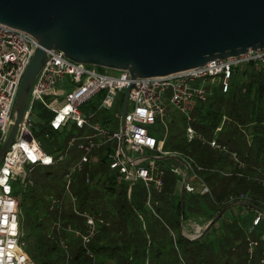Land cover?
<instances>
[{"label": "built area", "instance_id": "1", "mask_svg": "<svg viewBox=\"0 0 264 264\" xmlns=\"http://www.w3.org/2000/svg\"><path fill=\"white\" fill-rule=\"evenodd\" d=\"M39 47L38 40L30 33L0 23V149L12 125L22 80ZM251 64H260L264 68V49L252 50L238 57L218 59L205 66L169 76L134 79L128 71L106 69L100 72L95 66L71 61L62 51L47 50V60L33 84L18 133L0 165V264H34L23 250L26 242L23 240L19 200L14 196L13 187L15 183H20L23 188L33 185L30 173L35 166H51L58 163L54 155H49L43 150L35 136L34 108L37 104H42L51 112L50 125L54 130L76 128L86 131V134L73 137L68 142V147L79 142L78 146L83 154L64 178L66 190L73 203V212L83 220L84 232L72 229L71 225L67 230L81 237L86 254L93 259V264H97L89 247L101 233L102 227H109L110 223L77 209L76 197L71 189L73 175L83 171L85 164L95 160V150L112 143L115 147H112L109 153V159L112 161L110 168L118 173V183L142 182L147 190L145 205L153 215L158 216L155 207L158 201H155L153 190L162 192L164 171L150 152H155L159 157L175 159L172 167L178 175L181 174L180 163L185 162V176H188L186 193L208 192L203 182H197V179H200L198 171L202 168L179 152L166 151L164 139L157 137L152 128L158 119L163 121L169 113L179 111L187 122L185 139L188 143L200 141L213 150L228 152L227 146L218 142L217 137L207 139L195 129L194 114L198 103L207 102L215 88L228 93L235 75L240 69ZM198 80L201 81L199 84L196 83ZM130 87L128 104L131 103L132 108L127 110L123 134L106 130L99 123H91L90 117L82 111V107L96 97H100L99 109H112L118 93ZM169 88L172 90V96L166 104L165 93ZM116 117L122 123L121 113H117ZM221 129L222 127L218 128L215 134ZM122 137L123 151L120 149ZM233 157L238 161L235 153ZM47 159L50 161H46ZM261 184L264 186V178L261 179ZM131 192L132 189L129 188V196ZM50 201L52 209L56 206L61 208L62 202L59 200L51 197ZM262 217L264 218L259 214L253 226H257ZM56 227L61 229V220L56 223ZM62 247L67 252V264H72L69 246L65 241H62Z\"/></svg>", "mask_w": 264, "mask_h": 264}, {"label": "trees", "instance_id": "2", "mask_svg": "<svg viewBox=\"0 0 264 264\" xmlns=\"http://www.w3.org/2000/svg\"><path fill=\"white\" fill-rule=\"evenodd\" d=\"M97 69L105 71L104 68ZM195 118V129L207 139L217 137L218 142L230 147V151L236 153L238 161L231 154L224 156L222 152L213 150L200 141L191 143L186 141L192 149H188L189 146L186 145L178 144L171 147L165 144L166 151L179 152L184 157L189 156L188 158L202 168L198 171V176L207 186L208 192L185 193L183 210L181 195L178 192V186L182 180L179 176L180 181L176 186V180L170 177L167 194L158 196L159 198L154 196L155 201H158L157 206L164 204L165 212L179 224V218L183 217L186 207L189 206L192 212L200 217H208L210 220L229 204L238 201L247 202L248 214L244 216L248 219L246 224L240 223L242 216L238 213L234 214L231 222L224 220L219 227H216V222L208 231L209 233L215 230L221 234L222 238L218 241V246L214 247L208 243L209 245L205 247L206 243L203 240L193 241L185 237H180L177 245H185L187 252L194 254L195 252H213L215 256L226 254V246L230 245L229 259L224 263L220 262L221 264H264V218L262 217L257 226H253L259 214L264 216V186L261 184L262 178L259 179L264 176V68L260 64H251L240 69L232 81L229 92L224 93L219 88H215L208 101L195 113ZM51 119L38 124L34 129L43 150L49 155L64 150L66 147L64 137L69 132L67 129L54 130L50 125ZM220 127H222L221 131L215 134ZM157 137L160 138L159 135ZM176 148L177 150H174ZM109 153H111L110 149H100L97 161L93 160L92 165L85 171L73 175L72 192L76 197V206L79 211L89 212L111 223L109 227H102V229H111L113 221L120 227L126 228L128 227L127 192L130 187L122 190L124 199H115V187L129 183L125 181L118 183V173L110 168L112 161L109 159ZM158 165L166 168L165 163L159 162ZM41 167L49 168V170L41 174L33 185L23 188L20 183H15L13 187L14 196L19 200L22 231L24 233L26 227L29 229L28 236L24 234L23 240L26 242L28 254L34 264H67V252L62 247V241H65L62 232L64 227L67 228L70 224L62 223L61 208L56 206L52 209L50 198L53 194L56 197L61 194L57 189L58 184H49L47 181L49 176L64 181L67 168L63 169L58 163ZM197 193L201 194V197L209 198L213 214L208 215L207 212L199 210L197 203L188 202L187 204L186 194L197 197L199 196ZM105 197H108V204L104 203ZM129 198L131 202L132 197L129 196ZM73 214L75 215L74 212ZM60 220L62 227L59 230L56 223ZM246 225H248L247 229L243 230ZM244 233L247 235L244 236ZM100 235L101 233L89 247L94 256L102 257L98 264H107L109 261L113 264L115 262L131 264L129 256L126 255L131 247V237L118 240L120 246L116 245V239L112 236L105 239L104 244ZM239 236H243L244 240H240ZM168 243L173 250H176L172 240ZM157 245L155 252L158 251V255H162L165 250L164 241H158ZM135 252H140V249L136 248ZM90 260L91 257L81 246V252L71 260V263L90 264ZM217 262L219 261L215 259L213 264H220Z\"/></svg>", "mask_w": 264, "mask_h": 264}, {"label": "water", "instance_id": "3", "mask_svg": "<svg viewBox=\"0 0 264 264\" xmlns=\"http://www.w3.org/2000/svg\"><path fill=\"white\" fill-rule=\"evenodd\" d=\"M0 23L30 33L40 44L20 86L0 165L18 133L47 50L62 51L75 63L128 71L136 79L169 76L264 49V0H0ZM131 87L123 100L122 134ZM122 143L123 137V151ZM237 203L243 204H229L202 236Z\"/></svg>", "mask_w": 264, "mask_h": 264}, {"label": "rangeland", "instance_id": "4", "mask_svg": "<svg viewBox=\"0 0 264 264\" xmlns=\"http://www.w3.org/2000/svg\"><path fill=\"white\" fill-rule=\"evenodd\" d=\"M200 82H201L200 80L196 81L197 84H199ZM125 92L126 91L118 93L116 97V103L112 109H99L100 97H96L90 103L83 106L82 111L87 116L90 117L91 123L93 124L99 123L102 126H104L106 130L109 131L121 132L122 123L116 117V114L122 112ZM171 96H172V90L171 88H169L165 93L166 104L169 103V99ZM203 104L204 103L202 102L198 103L195 113L198 112V110H200L203 107ZM131 108L132 105L130 103L128 104V110H131ZM34 114H35V126H37L40 123L48 122L52 118L51 112L46 110L40 104H37L35 106ZM186 126H187V122L185 117L179 111H174L172 113H169L167 117L163 119V121H160L158 119L156 125L152 129L153 131L158 133L157 135H159L160 138L164 139V143H166L167 145H171V147L176 146L178 144L179 146H183V145L189 146L190 144L186 143V139H185ZM68 131L69 132H67V135L65 134L64 137V141L66 142V148L63 151L56 152L53 154L55 159H58V164L60 165V167H62L63 169H65L66 167L67 171L70 170L76 163L79 162L83 154L82 150L78 146L79 142H75L74 146L72 147H68V142L73 137H80L81 135L86 134L85 130H78L76 128H72L71 130ZM112 147H115V145L111 143L105 146L103 150L104 149L109 150ZM188 149H192V147L189 146ZM227 149L228 152H224L223 153L224 156H227V154H231V156L233 157V154L235 152L230 151V147L228 146ZM174 150H177V148ZM99 151L100 149L95 150L93 157L95 156L98 158L97 154H99ZM151 156L154 159H156L158 162L165 163L166 165V168H163L164 175L162 177L163 180L162 192L158 193L157 191L153 190V195L155 197L162 196L163 194L166 195L168 188V179L170 177H173L176 180V186H177L179 184L178 182L180 181L179 176L183 182L184 177L186 175V171L184 170V166L182 165V163H180L182 167L181 174L177 175L176 173H174L172 167V165L175 163V159H166L163 157H159V155H157L155 152H151ZM89 164H85L83 166L84 169L83 171H85L88 166L92 165L91 163ZM51 169L53 170V168ZM182 169L184 171H182ZM47 170H49V168L35 166L33 171L30 173L31 180L33 182L34 181L36 182L39 179L40 175L46 172ZM261 178H264V176L260 177L259 179ZM73 180H72V185H73ZM47 181L49 184H58L57 189H59L61 195L56 197L53 196L54 194L52 193L53 194L52 197L62 202V206H61L62 211H60L62 213V223L63 224L69 223L72 229L79 230L81 233H83L84 232L83 220L73 214V203L70 194L66 190L65 180L60 181V179H55L53 176H49ZM197 182L198 183L202 182V180L197 179ZM72 185H71V189H72ZM128 187L132 189L131 202L127 192L128 206L126 207L127 209L126 213L128 217V223H127L128 227L126 228L120 227L118 223L113 221L112 228L111 229L103 228L100 237L102 238V242L105 244V239H108L112 236L114 239H116L115 242L116 245H120L119 244L120 240L129 239L131 237L132 238V241L130 243L131 247L126 252V255L129 256L130 258L131 264H213V261H215V259L219 261L217 263L220 262L224 263L229 259L230 245L226 246V250H227L226 254H218L217 256H215L213 252H195L194 254L191 252H187L185 245H179V246L177 245L178 244L177 240L180 237H185L183 235V230L190 231V229L187 228L186 226L189 225L191 222L194 223L199 221L200 216L195 214V212H192L189 205H187L189 207H186V213L183 214V217L181 216L179 218L180 223L178 224L177 221H175V219L170 214L165 212L163 207L164 204H162V206L160 204L159 206H155L158 216L152 214V212L145 205V200L147 198V190L143 185V183L140 181L130 185L123 183L122 185H118L117 187H115V191H114V193L116 194L115 199H119V198L124 199L125 195L124 193H122L123 192L122 190L124 188L126 190ZM20 191L23 192V190ZM178 192H182L181 184H179L178 186ZM197 194L199 195L197 197L195 195L192 196L190 194H186L187 204L188 202L189 203L194 202L199 205L198 209L201 211H205V212L213 211L212 210L213 208H210L211 204L209 198L201 197L202 196L201 194L199 193ZM118 202L121 203L120 201ZM104 203L107 204L109 203L108 197L104 198ZM247 220H248L247 217L242 216L240 219V223L244 225L247 223ZM247 227L248 225H246L243 230L247 229ZM66 229L67 228L64 227V230L62 232L63 239L69 246V254L71 256V260H73L81 252L82 241H81V237H77L74 233L69 232ZM28 233H29V229L27 227L24 228V234L28 236ZM202 233L203 232L199 233L198 236L195 238H188V239L193 241L203 240V242L206 243L205 247H207V245L209 244H212V246L214 247L218 246V241H220L222 238L219 232H215V230L214 231L212 230L209 233L207 232L206 235L204 236H202ZM245 234L246 233H244V236L247 235ZM239 238L240 240H244L243 236H239ZM169 240H172L174 242L176 250H173V247L169 245L168 243ZM158 241H164L165 250L164 252H162L163 253L162 255H158V251L155 252L156 251L155 249L158 247L157 245ZM151 242L152 245H150ZM136 248H139L140 252H135ZM23 250L27 254V256L30 257L26 246L23 248ZM101 258L102 257L98 255L94 256V260L96 261L97 264L98 262L101 261ZM90 264H93L92 258L90 260ZM107 264H112V263H110L109 261L107 262ZM115 264L118 263L115 262Z\"/></svg>", "mask_w": 264, "mask_h": 264}, {"label": "crops", "instance_id": "5", "mask_svg": "<svg viewBox=\"0 0 264 264\" xmlns=\"http://www.w3.org/2000/svg\"><path fill=\"white\" fill-rule=\"evenodd\" d=\"M225 124V121L223 122V126ZM166 144V143H165ZM165 144H164V149H165ZM168 152H172V151H168ZM151 153V152H150ZM170 159V158H168ZM173 159V158H172ZM98 158L95 157V161H97ZM158 162V161H157ZM183 163H185L184 161H182ZM159 163V162H158ZM182 163L183 166H185L184 164ZM182 168V167H181ZM182 171H184L182 169ZM182 185V184H181ZM181 193V192H180ZM185 197V196H184ZM243 204H235V205H232L223 215L222 217L217 221L216 223V227H219L222 222L224 220H227V221H230L233 219V216L234 214H238L240 213L241 216H245L248 214V210L246 208V205H247V202L245 201H242ZM214 212L211 211V212H207L208 215L210 214H213ZM218 214V213H217ZM216 214V215H217ZM215 215V216H216ZM214 216V217H215ZM213 217V218H214ZM212 218V219H213ZM212 219H208V217H199V221L197 222H194V223H190L189 225H187L186 227L190 229V231L188 230H183V235L187 238H195L198 236L199 233L203 232L204 229L206 228L207 224H209V222L212 220ZM199 227V228H198ZM251 227V226H250ZM214 231V230H213ZM113 264V263H112Z\"/></svg>", "mask_w": 264, "mask_h": 264}, {"label": "bare ground", "instance_id": "6", "mask_svg": "<svg viewBox=\"0 0 264 264\" xmlns=\"http://www.w3.org/2000/svg\"><path fill=\"white\" fill-rule=\"evenodd\" d=\"M46 161H50V160L47 159Z\"/></svg>", "mask_w": 264, "mask_h": 264}]
</instances>
